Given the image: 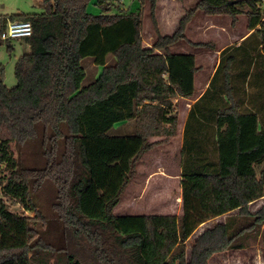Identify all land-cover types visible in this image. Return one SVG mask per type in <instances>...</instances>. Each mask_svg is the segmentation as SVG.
<instances>
[{"label": "trees", "instance_id": "trees-1", "mask_svg": "<svg viewBox=\"0 0 264 264\" xmlns=\"http://www.w3.org/2000/svg\"><path fill=\"white\" fill-rule=\"evenodd\" d=\"M90 1L36 0L40 13L0 17L33 27L22 38L30 50L16 62L14 87L0 66V183L4 196L35 212L17 213L0 198V264L32 255L40 264H210L217 252L258 241L264 248V206L250 209L264 196V0H199L171 35L161 33L150 0L157 34L151 47L142 40L146 0L116 13L119 0H98L99 15L88 12ZM196 10L227 15L233 25L244 14L252 33L221 50L209 87L189 109L183 212L118 215L140 155L177 135L174 99L195 91L196 55L171 47L180 40L215 47L186 36ZM12 41L0 38V45L11 51ZM86 58L101 71L83 85ZM119 122L131 132L110 133ZM48 187L57 188L59 203L41 212L36 191ZM212 189L216 196L206 203ZM234 209L188 249L201 224Z\"/></svg>", "mask_w": 264, "mask_h": 264}, {"label": "rangeland", "instance_id": "rangeland-1", "mask_svg": "<svg viewBox=\"0 0 264 264\" xmlns=\"http://www.w3.org/2000/svg\"><path fill=\"white\" fill-rule=\"evenodd\" d=\"M98 0H91L88 5V12L99 15L103 12ZM156 17L158 27L162 34L171 35L179 27L180 20L186 12L194 8L199 0H155ZM119 9H113L111 13L136 10L139 6L138 0H119ZM151 1L146 0L143 10V32L142 40L144 46H152L157 38L156 30L153 26L150 14ZM43 9L37 4L36 0H0V17L14 14H33L40 13ZM247 16H239L235 25L232 24L231 17L227 15H209L201 10L193 13L191 20L185 29L186 36L193 42H213L215 50L208 46H193L184 40L172 46V50L191 51L198 56V64L201 68V75L204 77L213 71L216 64V54L221 48L231 44H238L248 31ZM247 27V28H246ZM12 50L7 47V43L0 45V66L4 68V81L8 87L17 84L15 76V65L19 57L30 50L29 44L24 39H16L11 42ZM86 77L83 85L92 83L101 71L100 66L94 63L93 58H86L83 62ZM100 70H99V69ZM199 73V76H200ZM255 89L250 85L249 94L254 93ZM184 102H177L176 106L180 111L179 133L176 137L166 142L155 145L150 150L144 151L137 160L136 173L129 180L125 190L121 195L119 204L114 208L118 215H140V214H181L182 204L180 198L181 172H182V128L186 120L188 106ZM123 122L116 123L110 133L127 134L130 129L122 126ZM264 167V162L258 166V171ZM42 190L44 188H41ZM54 189V190H53ZM54 191V192H53ZM40 202L38 210L44 212L48 208L52 209V203H59L56 199L57 188L48 187L44 191H36ZM216 196L215 190H210L205 196L206 203L211 197ZM3 197L9 208L17 213L34 216L35 212L27 211L15 199L4 196L2 184L0 183V198ZM182 200V198H181ZM52 201V202H51ZM264 206V196L255 198L250 203L251 211ZM238 209L228 213L220 214L205 224H201L187 242L188 249L191 248L197 236L205 229L215 226L217 223L224 222L226 216L236 214ZM11 230V229H10ZM5 239H0V244ZM37 250V248H36ZM39 250V249H38ZM25 258L18 264H40L34 255ZM54 259L51 260V264ZM5 264H17L9 261ZM210 264H264V248L262 242L258 241L253 247L248 249H229L215 253L210 259Z\"/></svg>", "mask_w": 264, "mask_h": 264}, {"label": "crops", "instance_id": "crops-1", "mask_svg": "<svg viewBox=\"0 0 264 264\" xmlns=\"http://www.w3.org/2000/svg\"><path fill=\"white\" fill-rule=\"evenodd\" d=\"M246 26L248 25V20H247V24H245ZM247 28V27H246ZM251 33H252V31H250L249 29H248V31H246V34H245V36L242 38V40L240 41V43L241 42H243V40H245V38H247L249 35H251ZM181 42V41H180ZM179 43V42H178ZM177 43V44H178ZM240 43H238V44H240ZM232 45V44H231ZM148 47H151V46H148ZM197 47V46H196ZM172 48V47H171ZM225 48V47H224ZM212 50H215V47L212 49ZM221 50H223V48H221L220 50H218L217 51V54H216V64H215V66H214V69H213V71L210 73V75L209 74H207L206 76H202L201 75V73H200V71H201V68H200V66H199V64H198V56H197V54L195 53V52H191V51H179V52H190V53H194L195 55H196V61H197V65H198V67H199V70L197 71V73H196V76H195V91H194V94L191 96V97H181V96H179L178 98H176V99H174V102L175 103H177V102H184V103H186L185 105L186 106H188V109H187V115H188V112H189V109H190V107L193 105V103L199 98V97H201L202 95H203V93L207 90V88L209 87V84H210V81H211V79H212V77H213V75H214V73H215V71H216V69H217V67H218V65H219V62H220V52H221ZM173 51V50H172ZM176 52H178V51H176ZM98 67V66H97ZM99 69V68H98ZM101 69V68H100ZM99 69V70H100ZM199 73H200V76H199ZM100 74V71L98 72V74H97V76ZM96 76V77H97ZM180 112V111H179ZM187 115H186V119H187ZM185 122H186V120L184 121V123H183V128H182V144H183V133H184V126H185ZM179 125H180V116H179V124H178V131H177V135H178V133H179ZM176 135V136H177ZM176 136H174V137H176ZM174 137H170L169 139H171V138H174ZM164 138L163 137H153V138H151V140H163ZM168 139V140H169ZM179 191H180V196H181V198H182V187H180V189H179ZM181 204H182V212H183V200H182V202H180ZM260 209V208H259ZM258 210V209H257ZM256 210V211H257ZM252 212H255V211H252ZM167 214H169V213H167ZM178 215H180V214H178ZM208 222V221H207ZM206 223V222H205ZM204 223V224H205Z\"/></svg>", "mask_w": 264, "mask_h": 264}, {"label": "built area", "instance_id": "built-area-1", "mask_svg": "<svg viewBox=\"0 0 264 264\" xmlns=\"http://www.w3.org/2000/svg\"><path fill=\"white\" fill-rule=\"evenodd\" d=\"M33 27L30 21L10 20L0 21V38L4 41L26 38L32 35Z\"/></svg>", "mask_w": 264, "mask_h": 264}]
</instances>
